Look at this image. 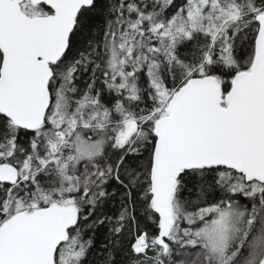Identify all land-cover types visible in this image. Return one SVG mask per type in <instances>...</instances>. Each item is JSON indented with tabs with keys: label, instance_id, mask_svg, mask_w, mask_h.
Segmentation results:
<instances>
[{
	"label": "snow or ice",
	"instance_id": "obj_1",
	"mask_svg": "<svg viewBox=\"0 0 264 264\" xmlns=\"http://www.w3.org/2000/svg\"><path fill=\"white\" fill-rule=\"evenodd\" d=\"M99 228L103 264H264V0H0V264Z\"/></svg>",
	"mask_w": 264,
	"mask_h": 264
},
{
	"label": "trees",
	"instance_id": "obj_2",
	"mask_svg": "<svg viewBox=\"0 0 264 264\" xmlns=\"http://www.w3.org/2000/svg\"><path fill=\"white\" fill-rule=\"evenodd\" d=\"M109 207L111 208V205H109ZM106 232V228H99L95 232L90 231L86 233L85 239L92 237L93 240V247L89 251L86 264H103L105 257L103 254L102 245L105 243ZM119 259L120 257L117 256V260Z\"/></svg>",
	"mask_w": 264,
	"mask_h": 264
}]
</instances>
